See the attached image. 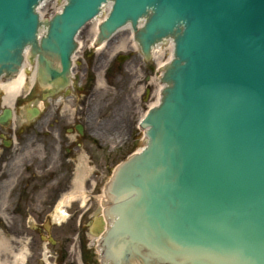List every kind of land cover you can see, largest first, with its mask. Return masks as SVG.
Segmentation results:
<instances>
[{"label": "water", "instance_id": "water-1", "mask_svg": "<svg viewBox=\"0 0 264 264\" xmlns=\"http://www.w3.org/2000/svg\"><path fill=\"white\" fill-rule=\"evenodd\" d=\"M42 1L0 0V77L31 46L41 80L67 83L77 32L104 2L114 4L100 39L131 23L146 57L172 36L171 59L176 40L162 102L142 122L148 146L111 183L107 256L264 264V0H68L44 22ZM24 58L31 62L29 50Z\"/></svg>", "mask_w": 264, "mask_h": 264}, {"label": "rangeland", "instance_id": "rangeland-1", "mask_svg": "<svg viewBox=\"0 0 264 264\" xmlns=\"http://www.w3.org/2000/svg\"><path fill=\"white\" fill-rule=\"evenodd\" d=\"M53 11V7L48 10L49 13ZM92 25H87L79 35L76 78L70 86V97L62 95L60 101L57 95L45 101L44 120L36 123L44 129L54 124V182L59 181L54 183V187L66 184L63 191L72 188L74 173L82 160L87 164L88 175L82 181L85 191L83 198L65 206L68 224L75 218L79 219L89 207L84 219L89 220L100 214L112 170L134 148L137 150L144 145L143 129L139 122L150 103L156 100L153 93L158 89L161 75L160 70L157 72L156 63L146 61L140 50H131L128 45V49L117 51L122 38L127 35L125 31L99 46L92 40ZM119 54H127L129 58L112 67ZM92 81L94 84L91 87ZM100 83L103 85L98 88ZM33 101H29L28 105H32ZM66 105L69 106L68 110L64 109ZM78 124L83 127L82 134L76 129ZM68 127L73 129L69 130ZM29 136L34 141L25 137L27 150L24 149L22 153L25 156L37 151L34 149L36 139ZM38 160L41 161L39 156ZM60 196V193L54 194V216L58 211L55 206ZM1 204H8L7 194L3 190H0V209L3 210Z\"/></svg>", "mask_w": 264, "mask_h": 264}, {"label": "flooded vegetation", "instance_id": "flooded-vegetation-1", "mask_svg": "<svg viewBox=\"0 0 264 264\" xmlns=\"http://www.w3.org/2000/svg\"><path fill=\"white\" fill-rule=\"evenodd\" d=\"M8 149L3 147L0 151V162L7 160ZM29 168L33 171L0 177L1 181H7L9 196L5 214L9 244L3 254L4 264H54V261L55 264H72L69 249L73 225L71 228L54 227L50 213L54 209V173L43 177L46 174L38 171L42 168L41 162H30ZM44 195L47 198L42 203ZM82 257L88 262L91 254L82 253Z\"/></svg>", "mask_w": 264, "mask_h": 264}, {"label": "bare ground", "instance_id": "bare-ground-1", "mask_svg": "<svg viewBox=\"0 0 264 264\" xmlns=\"http://www.w3.org/2000/svg\"><path fill=\"white\" fill-rule=\"evenodd\" d=\"M49 1H52V4L54 5V7H56L58 9V11H60L63 6L65 5V2H67V0H44L42 2H39L38 6H37V11L40 14V17H45L46 13L44 12L43 8L48 5ZM113 1L111 2H104L99 9V14L97 16H95L90 23H93V25L91 26V31H92V40L94 41L97 37H98V32H99V25L100 22L102 20L105 19L106 15H108L111 7H112ZM142 22H145V18L139 19L137 21V24L142 27ZM89 23V22H88ZM44 30V29H43ZM43 30H40V33L43 32ZM126 32L127 35L125 37H123L121 44L119 45V47H117V51L120 50H126L128 49L127 46L129 45V47L131 48V50H136L138 51L140 49L139 47V43L135 40L134 38V32L132 30V27L130 25V23H126L123 27H121L119 30H117L116 32H114L110 38L107 40L108 42L110 40H114V38L120 33V32ZM167 42L160 44L156 47H153L151 49V57L156 61L157 66L158 67H163L164 66V62H169L171 60V52H172V44H173V37H168ZM106 41V42H107ZM103 44V43H101ZM24 54L26 56H28V50H26L24 52ZM76 55L74 57V61H75ZM37 72H38V65L35 62H29L28 63V58H24V63L22 64V66L20 67V71L18 72V74L13 77L10 80L7 81H0V92H2L4 94V98H3V106H12L14 99L20 95L21 90L23 89L24 85L26 82L30 83V85H33L36 81V76H37ZM75 69L73 68L72 70V78H76L75 75ZM155 78L150 82L151 84L154 83ZM103 84L100 83L98 85V88L101 87ZM164 87L163 83H159L158 84V89L156 90V93H153V97L156 96V100L154 102H151L149 106H157L162 98V88ZM142 91V89H141ZM140 95V93H139ZM69 106L66 105V109L68 110ZM142 147H140V149H138V151H142ZM84 170H86V165L85 162H82V169L81 171L84 172ZM83 174L80 173V175L78 174V176H76L75 182L77 187L72 190L63 200V203H68L72 198L78 197L81 194V187H82V183L79 181V179H82L81 176ZM110 194L108 193V190H106V197H105V201L103 202V206H104V210H106V207L110 201ZM106 220L107 217H106ZM4 241H2V239L0 238V251L3 250L4 247Z\"/></svg>", "mask_w": 264, "mask_h": 264}]
</instances>
